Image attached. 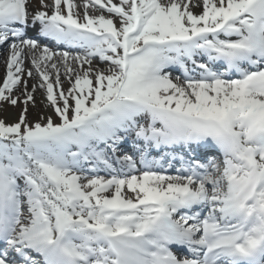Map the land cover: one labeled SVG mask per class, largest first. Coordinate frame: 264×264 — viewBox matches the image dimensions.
<instances>
[{
  "label": "snow or ice",
  "instance_id": "snow-or-ice-1",
  "mask_svg": "<svg viewBox=\"0 0 264 264\" xmlns=\"http://www.w3.org/2000/svg\"><path fill=\"white\" fill-rule=\"evenodd\" d=\"M33 2L0 0V264H264V0Z\"/></svg>",
  "mask_w": 264,
  "mask_h": 264
},
{
  "label": "rangeland",
  "instance_id": "rangeland-1",
  "mask_svg": "<svg viewBox=\"0 0 264 264\" xmlns=\"http://www.w3.org/2000/svg\"><path fill=\"white\" fill-rule=\"evenodd\" d=\"M114 2H119V0H114ZM83 4V2H82ZM81 4V5H82ZM82 12V9H81ZM95 14H101V13H95ZM105 16H109L110 14L107 12H103ZM117 25L119 26V21L117 20ZM3 52L8 51L7 48L2 49ZM3 52H0L3 54ZM7 56L0 57V60L6 61ZM94 64H100L101 67H104V65L101 64L99 60H95ZM28 67H31V64L29 62L26 63ZM6 71H2L0 73V86H2L3 79L5 78ZM62 81L64 80V77H61ZM34 80V81H33ZM37 83L36 79H31L29 80V89L31 88V84ZM68 83L65 81L64 82V87L67 89ZM18 94V93H17ZM35 100H36V105L35 107H32L29 105V113H28V119L31 122H36L39 120L41 116H52L54 121L59 122L58 118L55 116L53 109L48 105V102L45 99V93L43 90L38 89L37 92L35 93ZM22 109V105L13 107L8 103H3L0 102V119H4L7 123H14L18 120V117L20 115ZM9 112V115H12L13 117L11 119L6 120V114ZM41 123H44L45 121L40 120Z\"/></svg>",
  "mask_w": 264,
  "mask_h": 264
},
{
  "label": "bare ground",
  "instance_id": "bare-ground-1",
  "mask_svg": "<svg viewBox=\"0 0 264 264\" xmlns=\"http://www.w3.org/2000/svg\"><path fill=\"white\" fill-rule=\"evenodd\" d=\"M48 3H52V0H47ZM74 2L79 5L80 4V1L79 0H74ZM38 6V0H34L33 2V9L32 10H35V8ZM199 8H196V9H193V11L197 12ZM42 10H46V11H49V9H42ZM8 55V53H7ZM2 71H6V64H5V61L4 60H0V73ZM32 85V84H31ZM9 112H7L6 114V120L8 119H11L13 116L12 115H9L8 114Z\"/></svg>",
  "mask_w": 264,
  "mask_h": 264
}]
</instances>
